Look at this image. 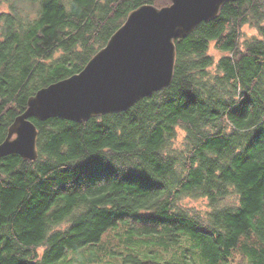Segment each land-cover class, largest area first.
<instances>
[{
	"label": "trees",
	"instance_id": "16d2710c",
	"mask_svg": "<svg viewBox=\"0 0 264 264\" xmlns=\"http://www.w3.org/2000/svg\"><path fill=\"white\" fill-rule=\"evenodd\" d=\"M3 1L0 144L29 97L80 72L133 10L171 3ZM175 44L172 84L128 110L31 118L38 158L0 157V264L96 259L113 227L108 264H179L142 253L176 245L185 264H264V0L228 1ZM199 198L204 211L185 202Z\"/></svg>",
	"mask_w": 264,
	"mask_h": 264
},
{
	"label": "water",
	"instance_id": "95a60500",
	"mask_svg": "<svg viewBox=\"0 0 264 264\" xmlns=\"http://www.w3.org/2000/svg\"><path fill=\"white\" fill-rule=\"evenodd\" d=\"M228 1L234 0H171L163 7L145 4L133 10L80 72L29 97L27 109L15 117L0 144V157L16 153L38 158L39 131L32 117L89 120L126 111L170 86L177 56L175 39L216 18Z\"/></svg>",
	"mask_w": 264,
	"mask_h": 264
},
{
	"label": "rangeland",
	"instance_id": "374dc122",
	"mask_svg": "<svg viewBox=\"0 0 264 264\" xmlns=\"http://www.w3.org/2000/svg\"><path fill=\"white\" fill-rule=\"evenodd\" d=\"M5 10L7 9L5 1L0 2V10ZM249 34L255 33L252 29L246 27L245 28ZM211 52L219 58L222 53L218 52L215 50L213 47L211 49ZM184 136V132H180V137L179 140L181 141ZM178 144V141H177ZM185 202L192 206L195 210L197 211H204L207 208L206 202L204 198H199V199H186ZM120 230L122 228L118 227H113L110 228L103 236L102 240L100 243L97 244V249H98V256H96V259H88L84 257L82 252L77 251V252H67L66 256L60 260L57 264H108L111 262H117L119 259L115 255H110V251L116 249V250H121V247H117L115 242L111 240V234L112 231ZM184 247L180 245H176L172 248V250L167 251V250H160L158 253H149L150 249L149 246H146V248L142 249V253L145 254L143 256L144 260H153V261H160L163 263H166L168 260L172 262H178L179 264H185L186 262H181L182 261V253H183ZM190 254H187V257L190 258ZM73 258V259H72ZM191 261V260H190Z\"/></svg>",
	"mask_w": 264,
	"mask_h": 264
}]
</instances>
